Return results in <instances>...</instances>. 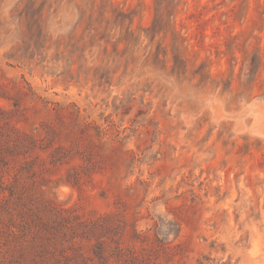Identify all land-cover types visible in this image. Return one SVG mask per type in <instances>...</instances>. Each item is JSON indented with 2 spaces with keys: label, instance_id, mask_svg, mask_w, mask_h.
<instances>
[{
  "label": "rangeland",
  "instance_id": "374dc122",
  "mask_svg": "<svg viewBox=\"0 0 264 264\" xmlns=\"http://www.w3.org/2000/svg\"><path fill=\"white\" fill-rule=\"evenodd\" d=\"M0 264H264V0H0Z\"/></svg>",
  "mask_w": 264,
  "mask_h": 264
}]
</instances>
